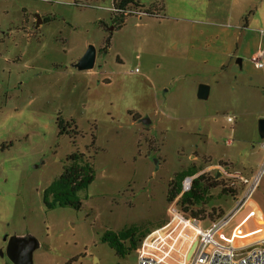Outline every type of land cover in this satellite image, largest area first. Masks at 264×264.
<instances>
[{"label": "rangeland", "instance_id": "374dc122", "mask_svg": "<svg viewBox=\"0 0 264 264\" xmlns=\"http://www.w3.org/2000/svg\"><path fill=\"white\" fill-rule=\"evenodd\" d=\"M136 1L163 7L165 18L130 17L116 29L114 0H0V264H13L5 238L14 235L40 242L34 264H138L142 248L122 259L102 237L165 223L147 241L171 244L179 232L174 214L192 219L179 204L166 202L177 172L196 164L241 186L252 161L242 155L236 123L228 121L234 114L223 105L219 77L190 54L206 44L194 38L202 32L198 20L222 0ZM136 23L150 25L135 29ZM90 46L98 51L96 66L80 72L74 65ZM214 81L209 99H198L199 86ZM130 111L141 118L135 121ZM60 116L74 120L77 135L60 136ZM75 153L93 157L95 166V181L81 193L83 207L47 210L44 192ZM221 161L232 166L220 167ZM251 199L264 207V175ZM237 205L223 196L210 207L229 215ZM194 248L178 244L172 258L188 260Z\"/></svg>", "mask_w": 264, "mask_h": 264}, {"label": "crops", "instance_id": "0c3cea01", "mask_svg": "<svg viewBox=\"0 0 264 264\" xmlns=\"http://www.w3.org/2000/svg\"><path fill=\"white\" fill-rule=\"evenodd\" d=\"M143 20V17H138V21ZM198 23L202 25V32L194 38L202 39L206 44L190 54L220 79L216 87L218 85L223 92V105L233 112L235 119L228 121L236 123L235 134L241 144L242 155L246 153L252 161L242 174L247 177L256 171L261 162L256 148L261 142L259 121L264 119V70L256 66V60L264 50L261 33L264 30V0H222L218 9L215 8L204 21L198 20ZM148 25L136 23L134 27L142 29ZM210 85L212 91L215 81ZM228 141L234 144L233 140ZM238 187L233 196L236 203L246 192L243 186ZM242 213V220L250 215L264 220L263 205L252 199Z\"/></svg>", "mask_w": 264, "mask_h": 264}, {"label": "trees", "instance_id": "16d2710c", "mask_svg": "<svg viewBox=\"0 0 264 264\" xmlns=\"http://www.w3.org/2000/svg\"><path fill=\"white\" fill-rule=\"evenodd\" d=\"M163 7L159 5L153 8H146L136 0H114L112 10V23L117 29L125 26L128 18L138 17L137 12H143L144 16L155 19H164L162 16ZM51 22L50 18H44V23ZM111 38L107 41L110 45ZM109 47V46H108ZM108 47L101 49L106 53ZM135 121L141 116L130 111ZM60 128V136L70 135L71 132L78 134L77 126L74 120L64 119L62 116L58 118ZM96 141V137H94ZM95 143V142H94ZM13 145L3 146L11 148ZM220 167H230L229 162L221 161ZM96 173L93 157L86 156L83 153H75L68 158V165L63 174L56 179L50 187H48L43 195V203L47 210H55L58 208H70L81 210L83 202L81 193L87 191L89 186L95 181ZM187 178H192L191 187L184 191V183ZM239 187L230 186L221 179V175H210L203 172V169L192 164L191 166L181 169L174 175V178L168 184L166 202L168 204H179L182 213L189 215L195 221H217L224 217L226 213L219 210L216 212L211 209V203L223 196H234L238 192ZM242 189V187L240 188ZM220 190L216 195L214 191ZM165 227V223H159L154 226H137L133 225L121 231H105L102 242L109 245L115 251L119 258H127L132 253L138 252L146 239L156 230ZM71 264V263H69Z\"/></svg>", "mask_w": 264, "mask_h": 264}, {"label": "built area", "instance_id": "2783aa9c", "mask_svg": "<svg viewBox=\"0 0 264 264\" xmlns=\"http://www.w3.org/2000/svg\"><path fill=\"white\" fill-rule=\"evenodd\" d=\"M137 15L144 17L141 11L137 12ZM261 33L264 36V30ZM258 56L256 66L264 70V50ZM228 120L233 122L235 119L229 117ZM227 144L231 145L232 141H228ZM256 149L262 159L260 167L255 175L240 178V184L246 189V192L244 197L237 202L238 205L231 214H226L217 221L196 222L191 218H182L176 212L174 220L179 222L178 236L173 238L171 244H164L165 240L161 239L160 245L149 243L147 238L142 249L140 248L138 264H264V220L253 218L254 215H250L237 224L230 235L225 233L232 225L235 215L246 208L264 175V139ZM219 169L221 168L219 167ZM190 187L191 183H187L184 186V191L189 190ZM189 229L194 233H192V237H194L192 241L187 235ZM253 235L258 236L251 238ZM189 242L191 246L195 247L193 256L188 260L175 261L172 258V253L177 245ZM151 249L157 250L159 253L152 252Z\"/></svg>", "mask_w": 264, "mask_h": 264}, {"label": "water", "instance_id": "95a60500", "mask_svg": "<svg viewBox=\"0 0 264 264\" xmlns=\"http://www.w3.org/2000/svg\"><path fill=\"white\" fill-rule=\"evenodd\" d=\"M37 17V25L43 23L40 16ZM98 51L96 47L90 46L81 60L74 65L78 71H90L96 66ZM211 93V87L208 85H200L197 97L200 100H208ZM144 125H150L151 120L144 118L141 120ZM259 133L261 140L264 139V119L259 121ZM41 247L40 242L32 235H14L10 238L7 248V256L13 264H34L33 257L35 251Z\"/></svg>", "mask_w": 264, "mask_h": 264}, {"label": "flooded vegetation", "instance_id": "af4514ba", "mask_svg": "<svg viewBox=\"0 0 264 264\" xmlns=\"http://www.w3.org/2000/svg\"><path fill=\"white\" fill-rule=\"evenodd\" d=\"M10 238H11V237H9V238L6 237V238H5V241H6V243H7V248H8V242H9ZM6 254H7V249H6ZM7 257H8V256H7Z\"/></svg>", "mask_w": 264, "mask_h": 264}, {"label": "bare ground", "instance_id": "6f19581e", "mask_svg": "<svg viewBox=\"0 0 264 264\" xmlns=\"http://www.w3.org/2000/svg\"><path fill=\"white\" fill-rule=\"evenodd\" d=\"M194 220V219H193ZM196 222H198V221H196Z\"/></svg>", "mask_w": 264, "mask_h": 264}]
</instances>
